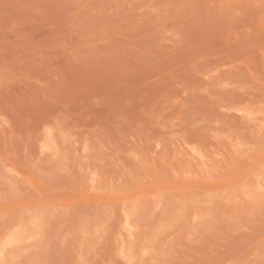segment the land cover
Instances as JSON below:
<instances>
[{
  "label": "rangeland",
  "instance_id": "374dc122",
  "mask_svg": "<svg viewBox=\"0 0 264 264\" xmlns=\"http://www.w3.org/2000/svg\"><path fill=\"white\" fill-rule=\"evenodd\" d=\"M0 264H264V0H0Z\"/></svg>",
  "mask_w": 264,
  "mask_h": 264
}]
</instances>
